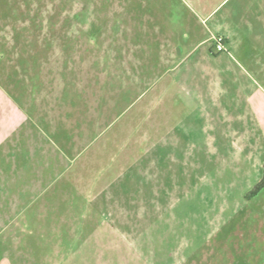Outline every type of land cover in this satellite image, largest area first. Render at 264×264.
Instances as JSON below:
<instances>
[{"label":"rangeland","instance_id":"374dc122","mask_svg":"<svg viewBox=\"0 0 264 264\" xmlns=\"http://www.w3.org/2000/svg\"><path fill=\"white\" fill-rule=\"evenodd\" d=\"M203 2L0 0V116L53 110L0 162V264H264V41Z\"/></svg>","mask_w":264,"mask_h":264},{"label":"crops","instance_id":"0c3cea01","mask_svg":"<svg viewBox=\"0 0 264 264\" xmlns=\"http://www.w3.org/2000/svg\"><path fill=\"white\" fill-rule=\"evenodd\" d=\"M200 2L204 3L203 0H200ZM220 6L221 5L219 4L215 7L207 8L206 6H202V8L204 11L209 12L208 18L212 19L217 15ZM213 28L216 32L212 35L217 34L224 36L229 51L235 49L237 46L236 43L264 41V0H240V2L231 6L225 15L213 22ZM177 53L178 55H181L180 48H178ZM5 102L6 103H2V116H0L1 163L5 161L3 157L9 148H14L15 150V148L20 147L21 145L24 148L27 141L30 142V145L33 147H39L41 141L46 142L47 144L51 143L43 134L39 122L41 119L43 121L51 122L48 123L51 127V125H53L51 115V112H53L52 109L50 110V113L46 112L47 114L44 116L39 112L40 109H38L35 99H33L30 104H27V99L23 100L25 107H28L29 105H32L33 107V114L30 115L26 114L24 108L21 107L23 103H14V101L10 99ZM28 128L35 130L37 137H33L32 131ZM37 139L38 141L35 142ZM2 173L0 167V185H7L1 178Z\"/></svg>","mask_w":264,"mask_h":264},{"label":"trees","instance_id":"16d2710c","mask_svg":"<svg viewBox=\"0 0 264 264\" xmlns=\"http://www.w3.org/2000/svg\"><path fill=\"white\" fill-rule=\"evenodd\" d=\"M262 190H264V166H263V177L260 183L248 194V197L253 198L257 196Z\"/></svg>","mask_w":264,"mask_h":264},{"label":"built area","instance_id":"2783aa9c","mask_svg":"<svg viewBox=\"0 0 264 264\" xmlns=\"http://www.w3.org/2000/svg\"><path fill=\"white\" fill-rule=\"evenodd\" d=\"M216 43H217L216 51L222 52L225 50V44L221 38H217Z\"/></svg>","mask_w":264,"mask_h":264}]
</instances>
